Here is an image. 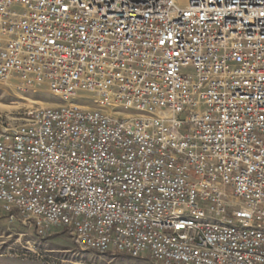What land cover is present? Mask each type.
I'll return each instance as SVG.
<instances>
[{"label":"built area","instance_id":"2783aa9c","mask_svg":"<svg viewBox=\"0 0 264 264\" xmlns=\"http://www.w3.org/2000/svg\"><path fill=\"white\" fill-rule=\"evenodd\" d=\"M0 85L65 102L0 128L12 219L99 255L264 264V0H0Z\"/></svg>","mask_w":264,"mask_h":264},{"label":"rangeland","instance_id":"374dc122","mask_svg":"<svg viewBox=\"0 0 264 264\" xmlns=\"http://www.w3.org/2000/svg\"><path fill=\"white\" fill-rule=\"evenodd\" d=\"M186 6L187 0H179ZM91 93H82L71 103L95 107L84 98ZM65 103L46 87L27 93L16 91L12 86L0 85V128L15 127L26 121L29 113L43 107H57ZM121 113V112H120ZM0 264H156L144 258L120 256L118 253L99 255L81 250L71 235L64 230H55L41 238L35 229L25 225L21 218L6 213L0 207Z\"/></svg>","mask_w":264,"mask_h":264},{"label":"trees","instance_id":"16d2710c","mask_svg":"<svg viewBox=\"0 0 264 264\" xmlns=\"http://www.w3.org/2000/svg\"><path fill=\"white\" fill-rule=\"evenodd\" d=\"M119 255L122 256V257L125 256V255H123V254H119ZM125 257H126V256H125Z\"/></svg>","mask_w":264,"mask_h":264}]
</instances>
